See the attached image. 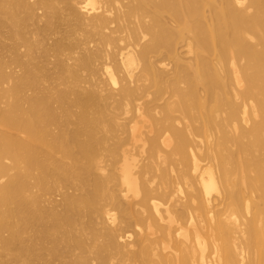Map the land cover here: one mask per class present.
<instances>
[{"label": "bare ground", "instance_id": "obj_1", "mask_svg": "<svg viewBox=\"0 0 264 264\" xmlns=\"http://www.w3.org/2000/svg\"><path fill=\"white\" fill-rule=\"evenodd\" d=\"M0 28V264H264V0H0Z\"/></svg>", "mask_w": 264, "mask_h": 264}, {"label": "rangeland", "instance_id": "obj_2", "mask_svg": "<svg viewBox=\"0 0 264 264\" xmlns=\"http://www.w3.org/2000/svg\"><path fill=\"white\" fill-rule=\"evenodd\" d=\"M42 22H44V19H42V21L39 23V25H43ZM34 29V25H30L28 30L31 32L33 31ZM64 28L61 27L58 31V33L56 35H50L49 38L50 40L48 41V44H51L52 43V40H55V39H58L60 37V34L63 32ZM7 36H8V30L7 28H0V45H5V46H9L11 45L12 43L7 39ZM39 51L36 53V57L39 55ZM9 57V53H7L5 51V49H0V58L3 59V60H7ZM53 61V58L50 59V62ZM48 70L50 71V74L52 75V77L54 78L55 77V73H54V68H53V65L52 64H49L48 65ZM76 112V110H75ZM71 122L74 121V119L72 118L70 120ZM68 128H72V125H68ZM53 132H57V129L56 128H52ZM67 189L63 188V192H65ZM67 192H73L72 190H68ZM77 193V191L75 192ZM57 193H54V194H51L49 196H46L44 197V200H51V199H56V200H59V198H54L55 195ZM46 203H44V206H45ZM58 211H60V208L58 209ZM86 219H84L85 221ZM28 235H32V232H30ZM44 246L46 247H49L48 244H44ZM73 255H77L76 252H72L70 255H66L65 257H51L49 255H46L44 254L43 257H41L40 259H38L35 264H63L65 261H69V256H73ZM9 258H13L12 256H9ZM14 264V262L12 263Z\"/></svg>", "mask_w": 264, "mask_h": 264}]
</instances>
